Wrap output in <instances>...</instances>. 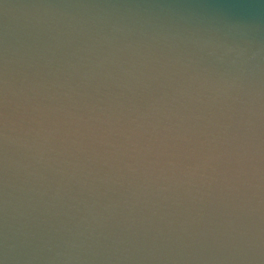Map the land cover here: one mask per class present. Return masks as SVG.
Instances as JSON below:
<instances>
[{
    "label": "water",
    "instance_id": "95a60500",
    "mask_svg": "<svg viewBox=\"0 0 264 264\" xmlns=\"http://www.w3.org/2000/svg\"><path fill=\"white\" fill-rule=\"evenodd\" d=\"M0 264H264V0H0Z\"/></svg>",
    "mask_w": 264,
    "mask_h": 264
}]
</instances>
